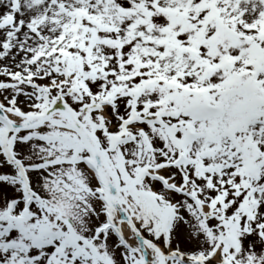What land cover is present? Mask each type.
Returning <instances> with one entry per match:
<instances>
[{"label":"snow or ice","instance_id":"snow-or-ice-1","mask_svg":"<svg viewBox=\"0 0 264 264\" xmlns=\"http://www.w3.org/2000/svg\"><path fill=\"white\" fill-rule=\"evenodd\" d=\"M0 264H264V0H0Z\"/></svg>","mask_w":264,"mask_h":264}]
</instances>
